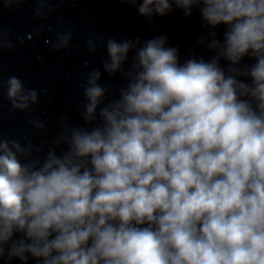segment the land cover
<instances>
[{
    "label": "clouds",
    "instance_id": "1",
    "mask_svg": "<svg viewBox=\"0 0 264 264\" xmlns=\"http://www.w3.org/2000/svg\"><path fill=\"white\" fill-rule=\"evenodd\" d=\"M13 2L21 0L5 5ZM122 2L149 21L198 8L205 26H226L223 43L213 31L216 55L181 64L166 35L109 38L103 72L127 84L101 106L109 86L99 69L88 73L85 126L62 125L54 143L64 150L41 160L31 143L0 139V259L264 264V0ZM45 9L49 0H38L35 14ZM70 39L60 34L54 47ZM0 47L11 48L2 35ZM245 56L255 63L238 67ZM6 95L13 110L30 112L39 92L10 76Z\"/></svg>",
    "mask_w": 264,
    "mask_h": 264
}]
</instances>
